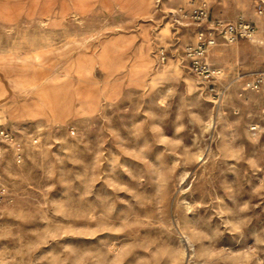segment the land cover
I'll return each mask as SVG.
<instances>
[{"label": "rangeland", "instance_id": "rangeland-1", "mask_svg": "<svg viewBox=\"0 0 264 264\" xmlns=\"http://www.w3.org/2000/svg\"><path fill=\"white\" fill-rule=\"evenodd\" d=\"M203 2L256 26L213 83L184 52ZM261 78L264 0H0V264H264Z\"/></svg>", "mask_w": 264, "mask_h": 264}, {"label": "built area", "instance_id": "built-area-1", "mask_svg": "<svg viewBox=\"0 0 264 264\" xmlns=\"http://www.w3.org/2000/svg\"><path fill=\"white\" fill-rule=\"evenodd\" d=\"M263 13L262 9L258 10ZM182 12L184 19L191 21L201 28L196 34V41L185 48V59L189 62L191 71L195 76L205 83H213L221 77V71L209 62L211 49L217 45L218 39H222L226 44L233 45L240 40H251L256 35L255 24L246 21L243 17L235 21L212 20L209 6L203 2L191 12ZM162 61H165L164 52L161 53ZM259 87L264 90V80L258 79L252 87ZM251 87V85H250ZM37 144L38 140H34ZM0 144L10 147L16 164L24 162V150L14 133L4 127H0ZM4 157L0 149V163ZM3 173L0 165V209L4 203H13L12 195L2 185Z\"/></svg>", "mask_w": 264, "mask_h": 264}, {"label": "crops", "instance_id": "crops-1", "mask_svg": "<svg viewBox=\"0 0 264 264\" xmlns=\"http://www.w3.org/2000/svg\"><path fill=\"white\" fill-rule=\"evenodd\" d=\"M1 90H2V88H1ZM8 99L9 98H8L7 91L4 90V97L0 99V103L1 102H6V101H8ZM27 107L28 106H24V107H21V108L17 109L15 111V113H14V116H16V117L19 116V115H23V116H33V117H36V116H45V115H36L35 112H33L31 109H28ZM47 112H48V110L45 109L46 115H47Z\"/></svg>", "mask_w": 264, "mask_h": 264}]
</instances>
